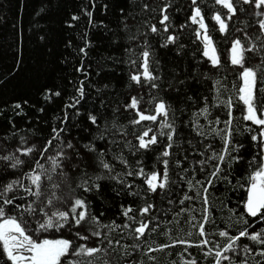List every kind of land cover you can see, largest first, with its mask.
<instances>
[{
  "label": "snow or ice",
  "instance_id": "1",
  "mask_svg": "<svg viewBox=\"0 0 264 264\" xmlns=\"http://www.w3.org/2000/svg\"><path fill=\"white\" fill-rule=\"evenodd\" d=\"M214 3L225 10L214 11L210 17L222 36L230 27L229 21L233 17L239 19L238 13L251 9L257 18L256 34L237 29L244 32L243 40L231 39L227 49L228 61L243 81L239 88V100L246 109L243 120L259 129L250 136L258 149L256 154L249 159L245 144L232 131L230 99L223 102L227 108L224 128L214 126L220 124L219 115L210 118V108L220 106L223 95L221 80L216 77L224 66L213 46L198 0H190V15L186 19L199 25L195 37L200 44L191 53L192 62L183 68L180 58L189 55L185 43L181 42L186 25H174L170 10L175 8L179 12L181 8L173 0H160L156 7H151L148 0H99L100 14L112 13L116 21L114 28L94 18L98 0H86L79 15L69 14L63 22L66 29H74L81 15L87 18L75 40L69 35L62 41L67 53L60 54L58 63L70 69L72 78H66V83L44 84L34 98L18 97L0 106V116L7 118L6 124L0 125V264H143L142 256L150 264H157L156 256L149 254L164 252L176 245L207 249L202 255L205 259L211 256L213 264H248L246 257L241 258V252L261 258L254 264H264V0H214ZM46 12L47 8L42 5L37 15ZM145 13L157 15L145 17ZM14 28L11 44L14 66L7 73L9 76L22 66L25 39L21 30ZM39 39L51 53L48 36L40 35ZM153 40L159 49L174 51L177 63L169 67L162 54L153 55ZM133 42L140 49L138 59H131L137 55L133 52ZM101 44L112 54L100 52L93 69L89 57ZM121 49L129 54L127 60L116 54ZM197 53L203 61L197 58ZM250 60L256 62L249 66ZM106 61L113 66L131 63L142 69L128 74L127 87L136 85L143 89L146 86L150 95L157 90L168 93L167 98L151 96L148 103L153 110L146 111L141 107L143 97L129 92L119 108L112 107L109 120V98L105 96L109 85L103 81L109 79V71L114 68L107 70ZM86 66L93 70H86ZM93 76L98 78L95 82ZM209 79L215 81L211 86L215 91L212 101L197 88ZM258 80L259 101L255 91ZM191 107H196V111L190 123L179 120L177 114L183 115ZM120 108L132 114L128 123L134 128L135 143L126 139L125 125L118 122L115 114ZM158 117L162 120L158 121ZM200 117L204 119L203 124L196 122ZM178 121L179 125L190 127L195 137H202L204 141L209 137L218 138L220 144L193 143L190 139L184 147V141L179 138ZM142 122L158 124V127L155 131L151 127L136 131L135 126ZM116 135L119 140L115 139ZM159 137H165L167 142L157 155L158 165L154 164L146 172L142 157L155 150L153 146L158 145ZM174 145L176 159L172 160ZM125 150L135 159L130 160ZM190 159L200 167H190ZM170 165L178 170L175 178L170 174ZM245 166L247 195L242 199L238 216L242 227L230 233L225 225L224 230L213 232L212 235L224 241L213 250L206 239V225L216 223L209 203L210 193L218 191L219 185H224L225 190L233 187V175L245 170ZM181 182L187 185L188 191L182 197H174L177 188L183 191ZM57 201L64 204V210L54 208ZM176 201L184 206L176 215L184 213L186 208L189 213L195 212L190 205H185L186 201L200 203L199 219L190 214L187 222L196 228L201 239L197 243L177 239L172 244L147 246L145 250L142 238L155 230L151 225L160 227V218L153 213L167 215L169 208L163 205L174 207ZM117 202L122 219L105 223L107 210ZM117 236L132 243L121 244ZM241 238L248 243L241 245ZM180 264L199 262L181 256Z\"/></svg>",
  "mask_w": 264,
  "mask_h": 264
},
{
  "label": "trees",
  "instance_id": "2",
  "mask_svg": "<svg viewBox=\"0 0 264 264\" xmlns=\"http://www.w3.org/2000/svg\"><path fill=\"white\" fill-rule=\"evenodd\" d=\"M174 5L179 6L181 10L179 12L175 11V8L170 10V15L172 16L174 25L178 26L181 24L186 25L181 33V42L185 43L186 51L189 53L187 57L180 58L181 59V68L185 67L189 63L192 62L191 53L197 48V45L200 44V41L196 40L195 31L199 29V25H193L191 21L187 20V15H190V10L188 8L190 0H173ZM148 3L151 7H156L160 4V0H148ZM86 4V0H0V106L3 105L4 101H14L18 97H28L34 98L37 92V89L42 87L44 84L54 85L60 83H66V78H72V74L70 69L65 65H60L58 63V58H60L61 53H67V50L64 49L62 41L67 38V36H71L73 40L76 39L77 35L80 31H82V27L86 25V17L81 15V20L77 22V26L74 29H66L64 27V21L69 14H80V7ZM198 4L202 9V15L205 18V24L207 25L208 33L213 39V46L217 49V56L221 62V65L224 67L221 68L216 79L221 80V88L220 91L223 92V95L220 97V106L216 108H210L212 113V119H214L217 115L220 117V124L214 125L219 128H224V121L227 119V108L224 105V101L231 100L232 103V121L231 128L237 139L241 140L245 144V152L248 154V158L251 159L253 155L256 154L258 149L253 146V142L250 139V136L253 134H257L259 129L256 125H252L250 121H244L243 115L245 114V106L242 101L239 100V88L242 86V81L239 79L238 70L233 68L228 61V51L230 48V41L233 38H241L243 40V31H237V29H243L247 32L255 35L256 29L258 25L255 23L257 19L252 15V10L248 9V6H243L248 11L243 14L238 13L239 19L237 17H233L231 21H229L230 27L228 28L225 35H221L218 31V26L215 25V22L210 18L211 14L214 11L223 12L220 6L215 5L214 0H198ZM45 6L47 8L46 13H42L41 15H37L41 6ZM157 13H145V17L155 16ZM94 18L97 21H104L109 24L111 27H115L116 21L112 15L109 13L107 15H101L99 12V0L97 9L94 12ZM38 22V23H37ZM152 23H156V20H152ZM14 26L19 28L24 36V44H23V54H22V66L17 69L15 73L11 76L7 75L8 72L11 71L13 65V51L11 48L13 33L15 31ZM94 31V30H93ZM203 33V30H201ZM40 35H47L49 45L52 49L51 53L49 51V47H45L44 43L39 39ZM95 39V37H93ZM142 39V38H141ZM133 52L137 55H132L131 59H138V53L140 51L139 48L135 46V43L132 44ZM151 47L153 51V55L160 53L163 55L164 62L170 67L177 63V59L175 57V52L167 51L165 49H159L158 44L155 41H151ZM202 48V45H201ZM103 52L105 55L112 54L110 49L106 48V45H99L98 51L94 53L93 56L89 57V63L92 64L93 69L96 67V60L99 57V53ZM121 57L122 60H127L129 58V54L125 53L123 49L116 53ZM197 58L200 61H203L204 58L196 54ZM71 59V57H70ZM75 63V61H72ZM256 61L250 60L249 66ZM107 70L109 71V79H105L103 83H107L109 85L108 90L105 92V96L109 98L108 104V119H112L111 109L112 107H120L127 97L129 92L132 95H137L139 97H143L141 102V107L147 110H153L152 106L148 103L151 96L154 95H163L167 98L168 93H161L157 90H153L150 95L149 89L145 86L143 89L138 88L136 85H132L131 88H128L127 85L130 83L128 80V74L135 73L138 70L142 72V69H138L137 67L131 65V63H120L117 65H112L111 62L106 61ZM93 69H88L86 66V70L92 71ZM150 70L154 69L150 65ZM163 71V69H162ZM103 75V73H102ZM82 78V77H81ZM93 82H95L98 78L92 77ZM142 79V77H141ZM214 79H209L206 82H202V84L198 85L197 88L200 93L206 95L209 101L213 100V96L215 95V91L211 88L214 83ZM102 86V85H101ZM259 80L257 81V88L255 91L257 92V101L260 100L258 95ZM227 89V91H225ZM95 95V93H92ZM98 103V101H97ZM60 104V100L56 101V105ZM71 110H69L70 112ZM196 111V107H191L186 109L185 114L179 116V120L185 121V123H190L192 113ZM119 118V123L125 125L127 136L126 139L135 143L133 131L134 128L132 125L128 123V121L132 118V114L125 113L123 108H120V111L115 114ZM169 119H171V113L169 114ZM162 120V118L158 117V121ZM7 118L0 116V125L6 124ZM197 123H204L203 117H200ZM180 127V137L184 141L183 146L187 147V140L192 139L193 143L199 141L200 143H210L213 145H219L220 140L218 138L213 139L209 137L208 141H204L202 137H195V133L191 131L190 127H184L179 125V121L177 122ZM23 127V125H21ZM143 127H151L155 131L158 127V124H152L151 122H142L141 125H136L135 130L139 131ZM248 129V131H245ZM23 134V133H21ZM111 135V133H110ZM195 137V139H193ZM115 139L119 140V135L115 136ZM259 139V137H258ZM165 137H159L158 145L153 146L154 151L149 152L145 157H142L146 167L145 171H149L154 164L158 165L157 155L159 154L160 149L166 143ZM172 160L176 159V145H174L171 150ZM125 154L128 156L130 160H134L135 157H131L127 154V150H125ZM193 158H195V153L192 154ZM190 167H195L198 169L200 166L198 164L193 163V159L188 161ZM256 165H253V169H255ZM178 170L175 169L174 166L170 165V174L175 178V173ZM248 174L247 167L245 166V170L239 172V174H234L232 177L233 187L225 190L224 185H219L218 191L211 192L209 196V203L213 206L214 219L216 223H209L206 225V232L208 233L206 239L209 242V247H212L215 250L216 245L223 244V239L218 235H212L213 232H217L218 230H224V226L227 225L230 233H234L238 231L242 227V221L238 218L241 207H242V199L246 197V188L247 183L244 177ZM188 179H191L189 176ZM239 181V184H237ZM135 182V181H134ZM243 185V186H240ZM183 188V191H180V188H177L174 193V197H182L184 192L188 191L187 185L181 182L180 185ZM194 194V193H192ZM127 200H133L132 197H127ZM118 203L109 208L106 212L107 219L104 220L105 223H108L109 220H116L119 222L122 217L118 215ZM185 205H190L191 208L195 209L194 213H189V211L185 210L184 213H180L176 215L175 213L179 212L181 207H184L176 201L173 206L163 205V207L169 208V213L165 215L163 212L161 213H153L158 215L160 218V227H155V225H151L155 228L153 232L147 233L146 237L142 238V247L145 248L147 246L156 247L161 243H169L172 244L173 241L177 239L188 240L191 243H197L201 238L198 236L197 230L194 227H191L187 222L188 216L195 215L197 220L199 219V213L201 212L200 203L198 201H186ZM133 207H135V203H133ZM54 208L59 210H64V204L60 202H54ZM229 209H232V213L229 212ZM236 213V214H233ZM147 219V217H145ZM195 223V221H193ZM260 229L257 228V231ZM116 236L115 233H113ZM120 239L121 244H131V240L123 239L117 236ZM241 245L244 243H248V241L241 238ZM252 247H255L254 245ZM207 249H203L202 247H191L187 248L184 245H176L175 247H171L166 249L164 252H155L150 253L149 255H155L157 259V264H180L181 256L184 257L185 260L195 258L199 264H213L212 257H208L205 259L202 255V251H206ZM187 253H191V256L186 255ZM241 258L246 257L248 264H254L255 260L261 259L258 256L247 255L243 252L240 253ZM143 260V264H150L146 256L140 257ZM235 259V257L233 258ZM222 264H227V262H222Z\"/></svg>",
  "mask_w": 264,
  "mask_h": 264
},
{
  "label": "rangeland",
  "instance_id": "3",
  "mask_svg": "<svg viewBox=\"0 0 264 264\" xmlns=\"http://www.w3.org/2000/svg\"><path fill=\"white\" fill-rule=\"evenodd\" d=\"M228 56H229V52H228ZM242 81V80H241ZM243 83V82H242Z\"/></svg>",
  "mask_w": 264,
  "mask_h": 264
},
{
  "label": "water",
  "instance_id": "4",
  "mask_svg": "<svg viewBox=\"0 0 264 264\" xmlns=\"http://www.w3.org/2000/svg\"><path fill=\"white\" fill-rule=\"evenodd\" d=\"M243 82V81H242Z\"/></svg>",
  "mask_w": 264,
  "mask_h": 264
}]
</instances>
